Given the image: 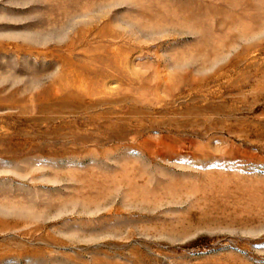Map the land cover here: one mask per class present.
<instances>
[{
  "label": "rangeland",
  "instance_id": "1",
  "mask_svg": "<svg viewBox=\"0 0 264 264\" xmlns=\"http://www.w3.org/2000/svg\"><path fill=\"white\" fill-rule=\"evenodd\" d=\"M0 264H264V0H0Z\"/></svg>",
  "mask_w": 264,
  "mask_h": 264
}]
</instances>
